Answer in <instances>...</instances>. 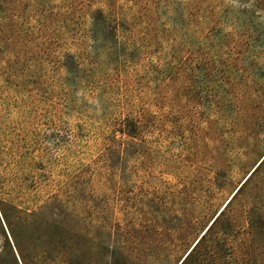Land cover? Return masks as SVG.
<instances>
[{"label": "rangeland", "instance_id": "374dc122", "mask_svg": "<svg viewBox=\"0 0 264 264\" xmlns=\"http://www.w3.org/2000/svg\"><path fill=\"white\" fill-rule=\"evenodd\" d=\"M98 2L0 0V264H177L264 156V0ZM253 172L214 264H264Z\"/></svg>", "mask_w": 264, "mask_h": 264}, {"label": "trees", "instance_id": "16d2710c", "mask_svg": "<svg viewBox=\"0 0 264 264\" xmlns=\"http://www.w3.org/2000/svg\"><path fill=\"white\" fill-rule=\"evenodd\" d=\"M247 179L242 184H244L247 181ZM239 188L235 192V194L231 197V199L227 202V204L223 207V209L220 211V213L216 216V218L212 221L211 225L206 229L205 233L201 236V238L198 240V242L195 244V246L192 248V250L189 252V254L185 257V259L181 262V264H183V262L185 260L187 261L188 258L191 257L195 253H198L197 255L199 257V262L200 263H203V262H205L207 260H210L212 263L214 261H217V259L220 257L221 253L217 249V247H216L217 245L216 244L218 242H220V241L223 242V246L229 245L228 249L225 250L226 256H228L229 258H232L233 256H235L236 250H235V248L232 245L234 241L232 243L227 244L228 240L232 238L231 237V231H234L233 229H231V227H232L231 225H230L231 227L229 228L230 229V233H226V232H228L227 229H223V228L219 229L215 233V236L213 235V238H212V241L210 242V244H208V246H206L202 250L203 252L202 251L199 252L198 249H199V246L201 245V243L203 242V240L205 239V235L211 233L213 231V229L216 227L219 217L222 215V212L227 207V205L231 202V200L234 198V196L238 193ZM2 215H3V213H2ZM3 216L5 218V215H3ZM24 237H25V235L22 234V233L20 235H18V239H20L21 241L24 240ZM220 246L221 245H218V247H220ZM18 250H19V247H18ZM244 253L245 252L243 251L242 254H244Z\"/></svg>", "mask_w": 264, "mask_h": 264}, {"label": "snow or ice", "instance_id": "6c2138e0", "mask_svg": "<svg viewBox=\"0 0 264 264\" xmlns=\"http://www.w3.org/2000/svg\"><path fill=\"white\" fill-rule=\"evenodd\" d=\"M118 3L123 4L124 0H118ZM129 3H131V0H129ZM105 6H107V8L110 9L112 7V0H99V2L95 4V7L97 9L105 8ZM106 15L105 17H101L99 13H97L94 23H93L94 30L98 29L100 31H103V26L106 20ZM130 142H131L130 140L125 141V143H130ZM117 143H119V140H117ZM254 175H255V172L249 173L248 179H251V177ZM153 227H156V226L153 225ZM113 264H115V261L113 262Z\"/></svg>", "mask_w": 264, "mask_h": 264}, {"label": "water", "instance_id": "95a60500", "mask_svg": "<svg viewBox=\"0 0 264 264\" xmlns=\"http://www.w3.org/2000/svg\"><path fill=\"white\" fill-rule=\"evenodd\" d=\"M264 158V156L261 158V160L258 162V164L262 161V159ZM257 164V165H258ZM256 165V166H257ZM256 166L252 169V172L254 171V169L256 168ZM251 172V173H252ZM248 176H249V173H248V175L243 179V181L237 186V188L234 190V193L229 197V199L227 200V202L231 199V197L235 194V192L238 190V188L240 187V185L248 178ZM227 203H225L224 204V206L226 205ZM223 206V207H224ZM220 213V211L217 213V214H215L214 215V217L211 219L212 221L216 218V216L218 215ZM212 221H211V223H212ZM211 223L208 225V226H206V229L211 225ZM206 229L203 231V233L201 234V235H199L196 239H195V241L193 242L194 244H192L191 245V248H189L186 252H185V254L183 255V257L182 258H180V260L177 262V264H181V262L185 259V257L189 254V252L192 250V248L195 246V244L198 242V240L201 238V236L205 233V231H206Z\"/></svg>", "mask_w": 264, "mask_h": 264}]
</instances>
